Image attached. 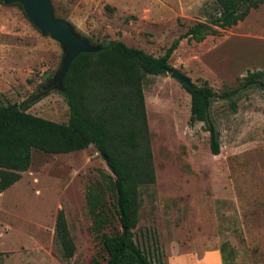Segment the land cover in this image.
I'll return each mask as SVG.
<instances>
[{
    "label": "rangeland",
    "instance_id": "obj_1",
    "mask_svg": "<svg viewBox=\"0 0 264 264\" xmlns=\"http://www.w3.org/2000/svg\"><path fill=\"white\" fill-rule=\"evenodd\" d=\"M50 3L54 16L90 43L120 40L154 56L217 12L213 0ZM61 56L58 42L42 35L19 4L0 0V104L26 100L27 112L65 122L68 108L58 90L37 91L54 76ZM168 62L196 85L205 81L216 93L230 91L246 70L264 69V2L217 35L180 39ZM168 74L142 80L154 180L137 188V244L163 264L169 256L218 249L225 264H264V89L241 88L211 100L218 134L213 154L203 123H188L189 94ZM101 173L110 174L92 144L56 154L31 149L28 169L0 192V264H104L90 201L106 217L101 231L121 229ZM58 209L74 244L68 259L54 241Z\"/></svg>",
    "mask_w": 264,
    "mask_h": 264
},
{
    "label": "trees",
    "instance_id": "obj_2",
    "mask_svg": "<svg viewBox=\"0 0 264 264\" xmlns=\"http://www.w3.org/2000/svg\"><path fill=\"white\" fill-rule=\"evenodd\" d=\"M213 1L217 7L216 14L209 20L197 21L187 27L158 56L120 40L106 41L103 48L95 52L77 54L62 78V90H58L68 108L65 122L27 112L26 100L0 104V192L28 169L31 149L56 154L82 150L92 144L106 158L105 164L111 176L101 173V180L114 195L121 229L112 233L101 231L107 222L106 217L97 211L95 200L90 201L94 230L106 253L104 264H163L149 248L143 249L137 244L132 231L136 225L137 188L154 180L142 80L147 74L172 71L174 67L168 59L180 39L199 42L207 35H217L219 30L235 25L251 9L264 2ZM181 86L189 94L188 123H203L211 153L216 154L218 134L209 116L211 100L215 97L229 98L241 88L264 89V69L246 70L238 78L237 86L221 93H216L205 81L199 85L193 83L190 87ZM123 228L126 229L125 235ZM53 235L63 258H70L74 244L62 209L56 211ZM218 250L221 264H225L222 250ZM89 264L98 262L91 259Z\"/></svg>",
    "mask_w": 264,
    "mask_h": 264
},
{
    "label": "water",
    "instance_id": "obj_3",
    "mask_svg": "<svg viewBox=\"0 0 264 264\" xmlns=\"http://www.w3.org/2000/svg\"><path fill=\"white\" fill-rule=\"evenodd\" d=\"M2 1L20 4L26 18L42 35H48L58 42L62 50L61 62L56 73L45 83L39 85L37 91H46L51 88L62 90V78L73 58L81 52H95L104 46V43H90L87 39L80 37L68 21L54 16L50 0ZM168 75L187 87L193 84L186 75L176 68H173ZM99 155L106 161L102 152H99ZM122 232L125 235L126 229L123 228Z\"/></svg>",
    "mask_w": 264,
    "mask_h": 264
},
{
    "label": "crops",
    "instance_id": "obj_4",
    "mask_svg": "<svg viewBox=\"0 0 264 264\" xmlns=\"http://www.w3.org/2000/svg\"><path fill=\"white\" fill-rule=\"evenodd\" d=\"M191 258H195L192 260ZM221 264L220 253L217 250L204 251L202 256L196 257L192 254H182L169 256L167 258V264Z\"/></svg>",
    "mask_w": 264,
    "mask_h": 264
}]
</instances>
